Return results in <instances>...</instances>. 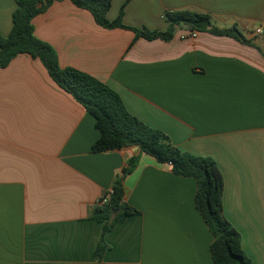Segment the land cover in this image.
Listing matches in <instances>:
<instances>
[{"label": "crops", "instance_id": "0c3cea01", "mask_svg": "<svg viewBox=\"0 0 264 264\" xmlns=\"http://www.w3.org/2000/svg\"><path fill=\"white\" fill-rule=\"evenodd\" d=\"M125 3L112 1L110 21ZM16 6L0 0V37L9 35ZM184 10L237 27L262 53L209 33L183 39L187 29L169 42H135L131 30L103 28L68 0L34 18V35L55 49L62 68L106 84L179 150L214 159L225 218L253 264H264V0H131L123 22L166 31L164 13ZM95 122L40 60L20 55L0 69V264L93 262L104 225L90 212L136 156L123 201L140 214L105 235L103 263L213 264L194 178L136 147L93 152Z\"/></svg>", "mask_w": 264, "mask_h": 264}, {"label": "trees", "instance_id": "16d2710c", "mask_svg": "<svg viewBox=\"0 0 264 264\" xmlns=\"http://www.w3.org/2000/svg\"><path fill=\"white\" fill-rule=\"evenodd\" d=\"M58 1L64 0H17L13 27L8 36L0 37V69L8 67L12 60L20 55H29L40 60L49 77L95 119V127L100 136L92 146L93 152L105 153L136 147L160 164H171L174 175L194 178L197 183L195 207L214 237L211 244L213 264H253L242 248L241 235L225 218L222 198L224 179L216 161L209 157H195L179 150L167 134L150 128L131 115L121 96L106 84L77 69L62 68L55 49L34 35V18L46 13ZM68 1L79 9L87 10L103 28L131 30L135 35V42L139 39L169 42L179 30L187 29L231 38L262 53L261 48L254 41L248 40L237 27H215L209 15L198 12L166 11L164 18L168 23L167 30L154 31L135 29L124 24V10L131 0H126L114 21H110L107 16L113 0ZM139 161L138 156L129 160L128 167L124 168L122 175L115 180L113 189L104 193L103 197H107V203L102 205L98 202L90 212V219L102 223L104 229L93 262L88 264H104L102 258L108 249L105 235L119 223L140 214L123 201L125 177L137 168Z\"/></svg>", "mask_w": 264, "mask_h": 264}, {"label": "built area", "instance_id": "2783aa9c", "mask_svg": "<svg viewBox=\"0 0 264 264\" xmlns=\"http://www.w3.org/2000/svg\"><path fill=\"white\" fill-rule=\"evenodd\" d=\"M258 32H259L260 34H262L263 31H262V30H258ZM196 35H197V31H190L188 35H186V36L183 37V39H184V38H187V37L194 38ZM107 200H108L107 197H103V196H102V198L100 199L99 202H100L102 205H105V204L107 203Z\"/></svg>", "mask_w": 264, "mask_h": 264}]
</instances>
